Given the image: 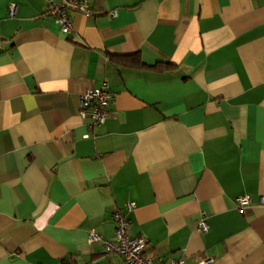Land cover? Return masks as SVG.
Here are the masks:
<instances>
[{
    "label": "crops",
    "instance_id": "obj_1",
    "mask_svg": "<svg viewBox=\"0 0 264 264\" xmlns=\"http://www.w3.org/2000/svg\"><path fill=\"white\" fill-rule=\"evenodd\" d=\"M89 5L65 34L45 0H0V264H121L114 211L155 261L264 264V0Z\"/></svg>",
    "mask_w": 264,
    "mask_h": 264
},
{
    "label": "built area",
    "instance_id": "obj_2",
    "mask_svg": "<svg viewBox=\"0 0 264 264\" xmlns=\"http://www.w3.org/2000/svg\"><path fill=\"white\" fill-rule=\"evenodd\" d=\"M48 6V13L59 26L60 30L65 34L73 32V22L69 16L70 11H78L86 16H91L90 0H45ZM15 5L9 6V14L15 13ZM115 13V12H113ZM113 93L110 91L107 81H103L99 89H86L79 97V114L82 118L90 116L92 123L89 125H101L109 116V105ZM238 209L242 210L249 204L248 196H239L236 199ZM133 203H128V207H133ZM112 219L115 223V236L112 241H105L106 250L120 254L123 258L121 264H184L185 257L178 258L169 257L165 261H155L152 257L146 255L145 250L148 239L144 236H131L128 232V220L120 212L114 211ZM196 230L204 233L208 230V224L204 215H201L196 224ZM101 239L94 230H90L88 234V242H94ZM213 258L203 255L196 258L195 264H211Z\"/></svg>",
    "mask_w": 264,
    "mask_h": 264
},
{
    "label": "trees",
    "instance_id": "obj_3",
    "mask_svg": "<svg viewBox=\"0 0 264 264\" xmlns=\"http://www.w3.org/2000/svg\"><path fill=\"white\" fill-rule=\"evenodd\" d=\"M113 58L115 59V57H113ZM117 59H119V57ZM161 66L162 67H167V65H164V66L163 65H157L156 68H162Z\"/></svg>",
    "mask_w": 264,
    "mask_h": 264
}]
</instances>
